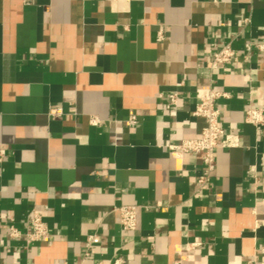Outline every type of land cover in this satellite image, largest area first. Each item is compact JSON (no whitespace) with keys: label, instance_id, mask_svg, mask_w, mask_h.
<instances>
[{"label":"crops","instance_id":"crops-1","mask_svg":"<svg viewBox=\"0 0 264 264\" xmlns=\"http://www.w3.org/2000/svg\"><path fill=\"white\" fill-rule=\"evenodd\" d=\"M224 44L239 59L210 69ZM209 89L238 144L199 189L201 155L168 145L200 136ZM262 106L264 0H0V264H264ZM31 210L46 241L26 240Z\"/></svg>","mask_w":264,"mask_h":264},{"label":"built area","instance_id":"built-area-1","mask_svg":"<svg viewBox=\"0 0 264 264\" xmlns=\"http://www.w3.org/2000/svg\"><path fill=\"white\" fill-rule=\"evenodd\" d=\"M262 50V44H253L247 42L244 44L245 54L241 57L246 60L251 50ZM239 55L231 47L230 44L222 45L217 51L210 54V60L208 67L210 69L215 68L218 64H226L232 61H237ZM227 94L220 91L209 89L207 92L201 94L195 104V108L192 112L193 116L200 117L204 120V126L201 134L198 138L184 139L177 144H170L168 148L172 153L177 152H191L201 155L202 160V172L197 178V184L199 189H205L208 187L211 179L212 172L214 170V150L217 147H233L238 144V138L235 134L227 133L223 130L219 122V110L217 107V100L221 97H226ZM167 107L175 108L178 101V95L176 93L167 94ZM51 115H58L61 113V109H51L49 112ZM130 121L135 122V117L131 116ZM92 123L97 124L95 119L91 120ZM245 122L251 124L264 138V106L262 107H249L245 111ZM6 151L0 149V161L4 157ZM261 164L264 165V154L261 155ZM254 170V166L250 167V171ZM138 206H120L115 208L118 212V224L124 231H133L136 229L137 219L136 210ZM26 226L28 231L26 232V240L30 241H46L49 238L48 229L46 224L42 220L41 215L31 210L28 215ZM18 231L11 229L10 237H19ZM260 250L264 254V244ZM95 264H123L121 258H116L111 262L102 263L96 262Z\"/></svg>","mask_w":264,"mask_h":264}]
</instances>
